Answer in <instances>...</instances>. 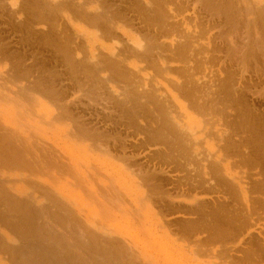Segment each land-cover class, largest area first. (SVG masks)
<instances>
[{"label": "bare ground", "instance_id": "obj_1", "mask_svg": "<svg viewBox=\"0 0 264 264\" xmlns=\"http://www.w3.org/2000/svg\"><path fill=\"white\" fill-rule=\"evenodd\" d=\"M13 2L15 7L10 6L11 12L14 16H18L19 25L25 28L30 36L31 34L41 35L43 38H47L51 44L53 42L57 44V51L64 66L67 67L70 78L77 80L81 89L82 86L87 87L85 90L88 93L93 83L112 85V94L114 92L119 100V102L115 101V105L120 110L119 115L122 114L130 119L128 127H136L139 131L143 130L149 134V137L146 138L148 143H152L156 147L161 146L154 153L157 156V161H151L153 167H166L170 171L179 169L189 171L185 184L187 186L185 188L193 195L190 196L193 198L189 201L192 204L189 211L198 213L205 219L202 230L208 234L203 242L200 241L201 243L219 244L218 249L221 248V244L224 249L228 245L227 242L233 238L232 228L240 229L239 225L245 224L240 219L230 216L232 215L229 209L230 203L234 201L242 199L245 205L249 202L260 205L259 209H253L254 212L246 210L248 218L259 217L261 210L260 216L264 215V198H262L264 197V171L256 173L254 171L258 169L259 165L264 164V128L250 122V115L245 114L247 110L234 109L238 105L236 96L238 100L244 98L242 93L239 94L233 89L232 77L228 73L232 63L227 62L232 61L231 59L239 53L237 48L241 49L242 43H237L236 45L239 47H235L233 35L242 18L245 22V30L246 27L248 29L246 33H249V30L252 33L248 34L247 38L244 37L248 39V43L237 55V57L241 55L238 57L240 62L234 64L238 65L236 67L242 65L243 72H247L248 68L246 67L249 66L247 62L252 61L253 59L250 58L255 56L253 49L259 47L264 51V0H144V9L148 13V18L143 20L145 25L140 26V24V27L134 28L136 27H133L132 24L134 20L125 24L126 26L130 25L129 28L132 26L137 31L136 33L142 34L139 35L140 37L128 32L124 24L121 25L122 22H119V19L122 18L121 14L116 11L118 9H114L109 0H12ZM189 3L192 4V7H189L193 10L192 14L195 15L192 19L184 16L189 8ZM0 6L2 7V5ZM201 15L211 19L208 20L203 16V19L208 20L206 24L201 22L203 21L201 18L200 22H197ZM123 22L125 23L126 20ZM35 25H43V28L37 30ZM86 27L95 30L90 31ZM120 35L125 36L127 41L122 42ZM242 36L243 34H241ZM246 39H244V43H246ZM241 41L243 42V40ZM233 44L235 51H238L237 54L232 47ZM244 49L245 51H243ZM219 54L224 55L223 58L226 61L221 63L226 64L225 66L219 65L220 59H222ZM131 58L137 59L139 62L143 61L147 68H152L154 74L143 72L144 75L139 76L142 79L138 78L140 81L135 82V78L133 79L132 76L139 75L143 68L139 67L137 60H130ZM216 64L220 67L215 73L213 69L216 67H213ZM207 70L211 75L209 82H206V79L202 80L207 76H202V73H207ZM224 72L226 73L224 74ZM199 74L201 77H198ZM246 74L248 75V73ZM238 75L240 74L238 73ZM159 77H162L163 80L161 78L159 80ZM39 79L33 77L31 72L28 74L27 71L21 73L14 70L5 73L0 79V81L2 80L0 83V107L4 105L2 103H6L17 107L15 110H21L24 113L28 103L37 101L45 105L44 97L60 100L58 91L49 90L43 86L42 79ZM151 81L152 83H150ZM9 83L11 87L7 86ZM208 83L211 84L208 85ZM115 84H122L123 87L119 90ZM12 86H16V91H13ZM51 87H53L52 84ZM250 90L248 89V92ZM256 91L258 94L259 89ZM86 96L88 97V95ZM120 97H122L121 100ZM66 103L61 105L58 103L56 108L53 107L54 110H49V113L57 112L50 122L66 124L73 138L81 143L86 140H95L96 144L99 143L96 145L99 153L108 157L114 156H110L111 148L117 150L121 145H117V141L111 139L114 145L109 146L103 134L88 126L84 121L80 122V117H75L71 108L76 105ZM221 105L222 110H229L228 118L231 119H226L223 123L221 120H216L212 122V125L208 123L212 128L210 125L207 127V123L204 125L203 116L207 119L205 122H209L212 119L208 120V117L212 116L213 118L216 112L221 113L215 109L218 106L220 108ZM12 106L9 107L14 109ZM2 110L0 112L3 113ZM104 110L106 112V109ZM190 110H194L195 114L202 116L203 123L200 121L201 118L197 120ZM232 111L235 113L233 114ZM141 118L154 119L152 122L154 124L138 126L136 119ZM214 118L218 119L216 116ZM3 121L4 125L1 126L7 132L3 131V134H0V261H4L5 264H135L136 256L135 253H131L132 247L130 251L129 248L126 250L120 246L105 243H114L115 241L110 240L107 235V237L104 236V233L99 234L98 229L94 230L92 228L94 223L91 224L89 217L84 218L85 222L80 218L79 222L83 224V229L80 228L81 226H77L78 223L74 225L73 219L78 217L74 210L61 202L60 191L52 182H49L48 177L46 180L40 177L43 172L41 170L44 168L41 169L42 167L40 165V168L38 163L45 162L42 160L44 153L42 155L40 151H37L30 142V138L26 137L23 132L21 133V130H17L20 127L18 128L17 125V128L9 127L10 122L6 121L5 116ZM112 137L114 138V136ZM121 142L123 153V151H127V146L123 141ZM94 145L93 147H95ZM116 157L117 160L121 159V157ZM236 158L238 160H235ZM49 160L51 161V159ZM126 160L129 162L128 164L136 165V161H132L131 157ZM123 161L124 159L122 163ZM42 165L44 167V164ZM147 165L150 166V164ZM240 165L253 166L254 174L251 175L246 170V172L239 171L240 173L233 171V167ZM135 168L133 167L132 170L134 171ZM164 168L158 169L163 175L167 172ZM146 169L148 170V168ZM147 170L145 171L147 172ZM139 171L140 169H138ZM193 172L195 173L193 174ZM134 174L139 175L140 172ZM43 176H46L44 172ZM55 180H53L54 183ZM23 183L28 186H23ZM146 193L148 192L146 191ZM251 195L256 196L251 197ZM175 198L177 199V196ZM208 199L211 201L209 202ZM209 203H212L211 207ZM256 214L259 215L256 216ZM255 229L252 232L257 231ZM247 232L245 231V233ZM257 232L259 237H263L262 231ZM242 236L240 235V237ZM248 236L253 237V234L250 232ZM259 237H253L249 241L250 246L259 244L264 246V238ZM234 242L236 243V241ZM208 248L209 246H207V250ZM232 252L233 250L226 248L220 258H224L225 262L229 259L231 261L234 259ZM237 254L239 256V253ZM257 259L264 260V255H258Z\"/></svg>", "mask_w": 264, "mask_h": 264}, {"label": "rangeland", "instance_id": "obj_2", "mask_svg": "<svg viewBox=\"0 0 264 264\" xmlns=\"http://www.w3.org/2000/svg\"><path fill=\"white\" fill-rule=\"evenodd\" d=\"M143 1L138 0L135 2V0H109V3L112 6H114V9H118L116 11H119V13L121 14L122 18L119 19V22L120 23L122 22L121 25L123 24L125 25L127 23H130L132 20H134V22L132 21L133 27L136 26L134 28H137V26L138 27L142 25L144 26L145 24L143 20L148 18L147 17L148 13L144 9ZM189 4L188 7L189 6L192 7V4L191 3ZM0 5H2V7L0 6V65H1L0 79L3 77L5 73L14 70H18V72L21 73H26L27 71L28 74L29 72H31L33 77H38L42 79L43 86H45L49 90L52 89L57 90L58 94L60 95V100L44 97L43 101L46 103L45 105H43L42 103L41 105L37 101L31 104L28 103V105L26 104L28 109L26 108V112L24 111V113L21 110L18 111L15 110L17 109V107H13L12 105L2 103V105L3 104L4 105L1 106L0 109L2 108L3 110L2 109L1 110L4 112L3 113L0 112L1 114L0 134H3V131L4 133L7 132L5 128H2V126L4 125L3 120L5 116L6 121L10 122V125L7 124L9 125V127L10 126H12L11 128L14 127L17 128V126L18 128L20 127L17 130H21V133L23 132L26 137L30 138V142H32V144L34 145L37 151H40L42 155L44 153L42 160L45 162L40 164L38 163V166L40 167L41 165L42 168L41 167L40 168L41 169L44 168V170L41 171H43L44 175L46 176H43V172H42L41 174L42 176L40 177H42L43 180H46L47 179L46 177H48L49 182H52L60 191L61 199L60 198L59 199L62 200L61 202L64 203V205H66L71 210H74L75 214L78 216L77 218L73 216L75 218L73 219L74 225H77L78 223L77 226H81L80 228L83 229L82 226L83 224H81L79 220L82 219L85 222L84 218L89 217L88 219L91 221V224L93 225L94 223V227H92L94 230L98 229L97 231H99V234L104 233L103 234L104 236L107 235L110 240L115 241L114 243H108V242L105 243H107L108 245L114 244L115 246L118 247L120 246L121 248L126 250L129 248L130 251L132 247L133 251L131 253H135L136 256L135 264H228V263L234 264L235 262H236L235 264L238 263L264 264V260L259 261L257 259L258 255H264V246H262L261 244L250 246L249 244V241L253 237H257V238L259 237L257 231H262L263 237L262 236L261 237L264 238V215L260 216L262 214V210L260 211L261 213L259 212L260 215L256 214V216L259 215V217H255L251 215L252 218L254 219L253 221L252 218H248L247 215L248 211H246V210H252V212H254L253 209L260 208L259 204L249 202V204L245 205L244 204L245 202H243L244 200L242 201V199L230 203L229 209L232 212V215L230 216H233L236 219H240L241 221L245 222V224L239 223L240 229L232 228L233 238H231L227 242L228 245L224 249L227 248V250L229 249L233 250L234 253L232 252V255L234 256V259L231 261H229L230 259L229 260L225 259L226 260L225 262L223 260L224 258L222 257L220 258L221 253L224 250L221 244H220L221 248L218 249L219 244H205L200 242L201 240L203 242L204 238H206L208 234L202 230V226L204 225L203 222H205V219L198 213H193L189 211L191 207L190 205H192L189 203V201L193 198V197L190 198V196H193L192 192L190 194V192H188V190L186 189L187 186L185 185L189 171L187 169L170 171L167 170L166 167L165 168L164 167L160 168L159 166L153 167L151 161L152 160L155 162L157 161L156 160L157 156H155L154 153L156 152L157 149H160L161 146L156 147L152 143H148L146 138L149 137V134H146L143 130L139 131L136 127H132V128L128 127V122L130 119L122 116V114L119 115L120 110L115 105L116 104L115 101L119 102V100L117 99L116 97L117 95H115L114 92H113L114 95L112 94V90H113L111 88L112 85L111 84L97 85V83L95 84L93 83L88 93L85 90L87 87L84 88L82 86L81 89L80 83L77 82V80H75L74 78L72 79L70 78V74L66 69L67 67L64 66L60 54L57 51V44L54 42L53 44H51L47 38H43L41 35L31 34L30 36L27 30H25V28L19 25L20 20L17 18L18 16L16 17L12 14L11 7L12 8L15 7L14 2L12 3V0H8V1L0 0ZM190 10L191 8L189 7L188 10L186 11L187 14L185 13L184 16H186L189 19H192L195 15L192 14L193 10H191L192 12ZM129 13L131 14L129 15ZM203 16L208 20L211 19L209 16H208L209 18H207L205 17V15H201V17L197 19V22H200V20L203 19L202 18ZM137 19L138 21H136ZM206 19H203V21L201 22H204L206 24V22L208 21V20L206 21ZM124 20H126L125 23L123 22ZM238 24L239 25L236 31V33L238 34L234 33L233 39L235 40V45L237 43L238 44L242 43V45L240 46L242 49L244 45L248 43V39L246 38L248 37V34L250 35V33H252V31L249 30V33H246L248 29L246 27L245 30V22L243 18ZM36 26H37L36 28L37 30H41L43 28V25H35L34 27ZM129 26L130 25L127 26L125 25V29L128 32H130L134 36L142 35L139 34V32L136 33L137 31L132 26H131L132 28L131 27L129 28ZM86 28L90 29L88 27ZM93 30L95 29L92 28L90 29V31ZM241 34H243L242 37ZM246 34L247 36H245ZM120 37L122 42L127 41V38L125 36L120 35ZM240 38H242L241 40H243V42L240 40ZM244 39H246L245 40L246 43H244ZM96 45L98 44L96 43ZM228 46L229 45L227 44V47ZM233 46L234 44L232 45V47ZM235 47L237 48L239 47V45H236ZM241 49L237 48L236 50H238L239 53H241L240 52ZM258 49L259 47L253 49V51H255V56L254 58H250L253 59L252 61L249 60V62H247L249 64V66L248 64H246L248 66L246 67L248 68L247 72L246 71L243 72V68L241 67L242 65H240L239 68L236 67L238 66L237 64H234L236 62L238 63V61L240 62V58L238 57L241 56L240 55L237 57L239 53L238 51H235V48L234 51L236 52V54L238 53L237 55L234 54L236 58H234L235 57L234 56L231 59L232 61H227V62L232 63L228 73H230L232 77V86H234L233 89L236 90L237 93L239 94L242 93V96L244 98L243 100H238V97L236 96L238 105H236L234 109L236 110L239 109L242 111L247 110L245 114L250 115V122H253L256 125L262 126L264 128V77H263L264 51H262L263 49H259V50ZM243 51H245V49ZM219 56L222 58L220 59V63H219V65H221L222 67L224 64H222L221 62L226 60H224L225 58H223L224 56L223 54L222 55L219 54ZM236 59L238 60L236 61ZM130 60L136 61L137 59L131 58ZM4 62L5 64H2ZM136 62L137 64H139V67L143 68V70L141 72L142 74L139 73V75L136 74L132 76L133 79L135 78V82L140 81L142 79L141 77L144 75L145 72L146 73L148 72L149 74L152 75L154 74L152 68H147L146 64L143 61L139 62V60H137ZM219 65L218 64L214 65L213 68L216 67V69H213L215 70V73L216 70H218V67H220ZM258 66L261 68H259ZM255 68L257 72L255 71ZM207 71H206L207 73L203 72L204 75L202 73V76L207 75L209 77L206 76L207 78L205 77L202 80L206 79V82H209V78L211 75L209 74V70ZM225 73L226 72H224V74ZM238 73L240 75H238ZM246 73H248V75ZM199 75L198 77H201V75L200 76ZM249 75L250 77H248ZM139 76L141 77L139 78ZM138 78L140 80H138ZM160 78L161 80H163L162 77H159L158 79L160 80ZM249 80L250 82H248ZM1 81L0 83H2ZM150 83H152V81ZM51 84L54 88L51 87ZM210 84L211 83H208V85ZM237 84L239 85L237 86ZM7 86L11 87L10 83ZM115 86H117V89L119 90L123 87L122 84H118V85L115 84ZM254 86L256 87L254 88ZM12 88H14L13 91H16L17 89L16 86H12ZM241 88L244 89L242 90ZM248 89L249 90L251 89L249 92L252 94L248 92ZM258 89H259V93L257 94L258 91L256 90ZM260 90H262L263 92ZM3 92L6 93V91ZM80 92L83 94H81ZM74 93H78V94H74ZM69 94L72 96H70ZM86 95H88V97ZM253 95L254 96L259 95V96L254 97ZM121 98L122 97H120V100ZM65 99L66 102H68L69 104L76 105L74 106V108L71 109H73V113L75 114L76 118L80 117L79 119L80 122L84 121L86 124H88V126L93 127L94 130L96 129L97 132L103 134L105 140H107V142L109 143L108 144L109 146L114 145V142L112 140L117 141L118 143L117 145H121V146H122L121 141H123V143H125V145L127 146L126 147L127 151H123L122 153L123 149H121V146H119L117 150H113L111 148L110 156L112 155L114 156L108 157L98 152V147H96V145H98L99 143L96 144L95 140H90V141L86 140L84 143H81L70 135V132L68 131L69 130L68 126L66 124H62V123L58 124V123H54V121L53 123L50 122L53 119L54 114L56 115L57 112L55 113L52 111L53 113L52 112L49 113V110H54L53 107L58 106V103L60 105L67 104L65 102ZM89 101H91V103H89ZM7 106L8 107L12 106V108L14 109H11L10 107L9 109ZM219 106L215 107V109L217 111H221V113L216 112L215 114H217L218 116L214 114V117L216 116L218 119L214 117L212 118V116H210L211 118L208 117V120L209 119L212 120H209V122L207 121L205 122V120H207L205 116H203L204 117L203 118L200 115L198 116L197 113L196 115L194 113V110H190V112L194 114L197 120L201 118L200 121L202 123H203V119H205L203 123L204 125H206V123L207 124L210 123L212 125V122L216 120H221L222 123L226 121V119L230 120L231 118H228L229 110L224 111L222 110V105L220 108ZM104 109H106V112ZM232 112L233 114L235 113L234 111ZM219 113L222 117L221 119ZM139 120L136 119L138 126H142L145 124L146 125L154 124L152 123L154 119L151 118L149 119L141 118ZM109 122L111 125L109 124ZM210 124H208L207 127H209ZM210 128H212V126ZM137 133H139L140 135H138ZM112 136H114V138ZM123 136L124 138H126L125 140ZM107 137L109 138L106 139ZM87 141H89L88 144ZM126 142H128L129 144ZM93 145L95 147H93ZM104 145L106 146L107 144ZM126 153L128 154L126 155ZM116 156H118L119 158L121 157L122 160L124 159L123 161L124 164L122 163L121 159L117 160L118 158ZM125 156L126 159L131 157V160L133 159L132 161H136V165L132 166L131 164H128L129 162L125 159ZM49 159H51V161ZM235 160H238V158H236ZM42 164H44V167ZM147 164H150V166ZM240 166L242 167V169H239L241 168ZM240 166L235 168L233 167V171H237V172L249 171L251 175L254 174V172L252 171L254 170L253 166H249V165L248 166L240 165ZM39 167H37V169H40ZM128 167H130L131 169L129 170ZM133 167H136L134 171L132 170ZM146 168H148V170ZM151 168H153L155 172ZM163 168L165 169V172L167 171L168 173L166 172V174L163 175V173L159 171ZM138 169H140L139 171L140 174L142 173L143 175L134 174V173H139ZM258 169H257L258 171L254 170L255 173L262 170L264 171V164L262 163V165H259ZM145 170H147V172ZM151 171L153 172L150 173ZM48 172L50 173V175ZM172 173L173 174L175 173L176 175H173ZM194 173L195 172H193V174ZM137 176H140L138 177L139 179L137 178ZM52 179L53 180L56 179L55 183ZM179 182L180 185H178ZM23 186L27 187L28 185L23 183ZM145 190L149 194L146 193ZM179 193L182 198L180 197V195L178 196ZM199 194L202 195V193ZM175 196H177V199L175 198ZM252 196L255 197L256 195L255 196L251 195V197ZM167 197L173 199V201H171V199L169 200ZM214 200L215 198L213 199V201ZM208 201L210 202L211 199H208ZM250 203L252 206L250 205ZM209 205L211 207L212 203H209ZM241 213L243 214L241 215ZM164 217L166 218L163 219ZM250 219H252L251 220L252 223L253 222L255 223L252 224L250 222ZM260 219L263 220L261 221L262 223L259 221ZM252 225H254L253 228ZM248 228L250 231L248 230ZM253 229L257 231L252 232ZM245 231L248 232L245 233ZM250 232L251 234H253V237L248 236V233ZM240 235H243L244 237L243 236L240 237ZM195 240L196 241L198 240L197 243L199 242L198 243L199 245L196 243ZM234 241H236V243ZM207 246H209L208 250H207ZM213 246L214 248H211ZM229 246L231 247L229 248ZM210 248L212 252H210L211 251ZM237 253H239V256ZM216 255L218 256V258ZM241 255L243 256L241 257ZM0 262L1 263L3 262L2 264H5L4 261H0Z\"/></svg>", "mask_w": 264, "mask_h": 264}]
</instances>
